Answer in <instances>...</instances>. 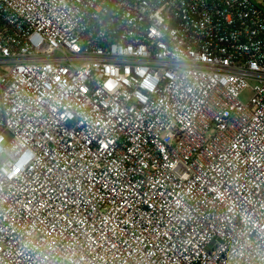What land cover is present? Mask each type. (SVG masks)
Listing matches in <instances>:
<instances>
[{
    "label": "built area",
    "instance_id": "obj_1",
    "mask_svg": "<svg viewBox=\"0 0 264 264\" xmlns=\"http://www.w3.org/2000/svg\"><path fill=\"white\" fill-rule=\"evenodd\" d=\"M0 264H264V0H0Z\"/></svg>",
    "mask_w": 264,
    "mask_h": 264
},
{
    "label": "rangeland",
    "instance_id": "obj_2",
    "mask_svg": "<svg viewBox=\"0 0 264 264\" xmlns=\"http://www.w3.org/2000/svg\"><path fill=\"white\" fill-rule=\"evenodd\" d=\"M250 98V94L248 92H244L243 95H242V100L244 102H247Z\"/></svg>",
    "mask_w": 264,
    "mask_h": 264
}]
</instances>
